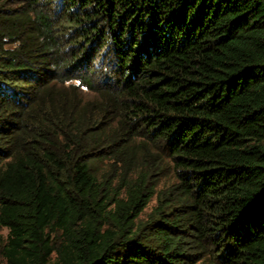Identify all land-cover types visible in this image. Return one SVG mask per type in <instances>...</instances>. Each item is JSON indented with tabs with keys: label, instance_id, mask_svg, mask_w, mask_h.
Instances as JSON below:
<instances>
[{
	"label": "trees",
	"instance_id": "1",
	"mask_svg": "<svg viewBox=\"0 0 264 264\" xmlns=\"http://www.w3.org/2000/svg\"><path fill=\"white\" fill-rule=\"evenodd\" d=\"M3 229L0 264H264V0H0Z\"/></svg>",
	"mask_w": 264,
	"mask_h": 264
},
{
	"label": "rangeland",
	"instance_id": "2",
	"mask_svg": "<svg viewBox=\"0 0 264 264\" xmlns=\"http://www.w3.org/2000/svg\"><path fill=\"white\" fill-rule=\"evenodd\" d=\"M170 173H171V170L167 169L166 174L169 175ZM154 204H155V200L154 202H152L151 206H153ZM149 212H150V209L147 210V213ZM7 235H8V231L6 229L0 230V243L6 241Z\"/></svg>",
	"mask_w": 264,
	"mask_h": 264
}]
</instances>
